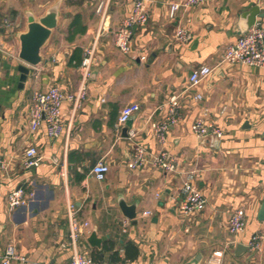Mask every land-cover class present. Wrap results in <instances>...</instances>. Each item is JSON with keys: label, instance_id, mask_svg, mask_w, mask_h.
Listing matches in <instances>:
<instances>
[{"label": "crops", "instance_id": "1", "mask_svg": "<svg viewBox=\"0 0 264 264\" xmlns=\"http://www.w3.org/2000/svg\"><path fill=\"white\" fill-rule=\"evenodd\" d=\"M57 0H0V26L15 33L27 29L28 14L40 17ZM135 0H61L59 25L43 47L45 59L32 67L18 58L20 42L1 53L0 155L9 161L0 170V256L9 243L28 257L25 264L69 263L80 252L100 263L124 264H264V69L222 62L227 45L237 41L257 8L264 25V0H216L182 8L175 19L169 5L178 0H146L149 21L137 26L128 53L114 42L113 31L130 13ZM102 5V10L98 11ZM184 25L193 34L179 41ZM94 46L87 98L73 110L62 106V134L52 139L41 125L29 127L33 92L59 86L74 93L81 85L80 65ZM147 56L142 60L140 56ZM30 72L21 84L19 66ZM213 70L196 88L192 70ZM203 93L201 100L196 94ZM180 96L181 118L167 133L166 147L181 170H196L193 184L207 205L184 216V175L149 165L128 167L134 142L159 150L149 119H162L166 102ZM136 102L140 109L124 125L120 110ZM223 130L221 137H197L191 125L200 116ZM130 129L138 131L129 139ZM43 155L38 166L25 168V149ZM110 170L94 177V164ZM24 187L29 201L11 210L8 197ZM74 205L88 221L77 243L70 237L69 210ZM244 208V230L231 234L230 214ZM135 214L132 218L127 213ZM92 232L102 238L93 246ZM261 236V247L250 242ZM241 246V248H240ZM221 253V255H219ZM219 256V257H218ZM219 258V261H218Z\"/></svg>", "mask_w": 264, "mask_h": 264}, {"label": "built area", "instance_id": "2", "mask_svg": "<svg viewBox=\"0 0 264 264\" xmlns=\"http://www.w3.org/2000/svg\"><path fill=\"white\" fill-rule=\"evenodd\" d=\"M216 0H178L172 1L169 5L168 16L170 19H175L182 8L189 9L200 4L213 2ZM134 6L130 13L123 19L122 24L113 31V39L115 45L124 53H128L134 31L137 26L145 25L149 20V7L146 0H135ZM102 10V5L99 6L98 11ZM175 37L181 42L189 41L193 38L191 30L183 24L179 25L175 31ZM95 52L94 46L88 48L84 52L83 61L80 65L81 85L74 93H65L59 86L55 85L47 90L37 89L33 92V104L29 111V127L31 132H36L41 125H45L46 132L52 139H57L62 134V106L65 100L73 102V110H76L82 105V102L87 98V83L92 75L93 54ZM222 62L242 63L253 67H260L264 69V25L261 22H256L245 33H242L237 38V41L226 46L222 53ZM147 56H140L145 60ZM212 68L209 65H201L191 71L189 77V87L196 88L202 81L211 75ZM203 93L198 92L195 99L201 100ZM140 109V105L136 102H131L125 105L120 110L118 117V125L126 124L130 118ZM166 112L162 119H149V126L153 130L159 150L150 152L144 146L134 142L132 151L128 159V167L139 168L145 166H155L165 172L182 173L184 175L183 193L184 199L180 204V212L187 216L194 213L202 212L207 205L206 198L197 190L193 184L196 177V170H181L178 166V161L174 155L166 147L167 133L169 128L178 123L181 118V102L179 95H173L169 98L163 107ZM192 131L199 138L215 134L222 136L223 130L218 128L213 122L209 121L205 115L198 117L191 125ZM138 134L135 129H130L129 139H134ZM264 145V135H263ZM25 156L23 159V166L31 168L38 166L43 159V155L37 150L35 146H28L25 149ZM9 168V161L0 155V170L7 171ZM110 170V167L104 161H98L93 166V174L99 180H104ZM28 191L26 188L18 187L11 191L8 197V207L14 210L29 200ZM228 229L231 234L235 235L244 230L248 219L244 208L234 210L229 217ZM69 224L71 243L76 244L79 236L84 231L85 227L90 226L88 221L82 222L77 216L74 205H71L69 210ZM255 238L250 242L253 250H258L261 247V236H254ZM221 255V253H219ZM219 257V256H218ZM219 261V258H218ZM29 262L25 254H21L14 243H9L0 256V264H25ZM220 262V261H219ZM37 264V263H35ZM45 264H124V263H100L96 262L91 257L76 253L72 261L69 263L53 262Z\"/></svg>", "mask_w": 264, "mask_h": 264}, {"label": "water", "instance_id": "3", "mask_svg": "<svg viewBox=\"0 0 264 264\" xmlns=\"http://www.w3.org/2000/svg\"><path fill=\"white\" fill-rule=\"evenodd\" d=\"M60 7L61 0H57L53 6L40 17H36L33 13H29L27 19L28 26L24 31L15 33V27L8 30L7 26H0V51L12 54L14 49L9 46V42L16 37L20 42L18 58L32 67L41 64L45 60L43 58L42 49L49 42L54 29L59 25ZM258 12L257 8H255L252 13V20H250L248 27L242 30V33H245L255 24ZM19 70L21 72V84L23 85L28 79L27 76L30 69L25 64H21ZM127 216L132 218L135 214L133 212L132 214L127 213ZM259 218L264 220V203L260 209ZM101 240L102 238L97 236V232H92L88 237V241H90L93 246H100Z\"/></svg>", "mask_w": 264, "mask_h": 264}]
</instances>
